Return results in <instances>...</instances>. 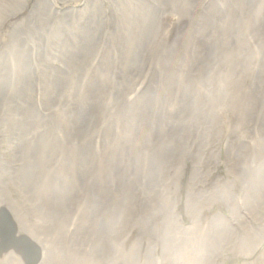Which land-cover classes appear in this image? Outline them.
I'll return each mask as SVG.
<instances>
[{
	"label": "rangeland",
	"instance_id": "374dc122",
	"mask_svg": "<svg viewBox=\"0 0 264 264\" xmlns=\"http://www.w3.org/2000/svg\"><path fill=\"white\" fill-rule=\"evenodd\" d=\"M24 1L1 24L0 45L28 25L35 12L43 18L60 16L58 11L64 7V0H45L44 6L32 10L37 0ZM190 1L160 0V19L150 33L155 32L151 40L160 43V63H150L144 48L133 43L127 55L131 61L119 72L117 98L105 100L97 125L82 147L73 151L71 162L50 173L53 202L46 237L24 234L31 241L32 236H40L43 247L35 243L42 250V264H194L193 216L198 217L199 232L207 228L213 236L208 258L224 253L218 264H264V0ZM75 3L69 0L67 5ZM31 61L36 68L32 55ZM37 102L36 107L38 96ZM13 106L14 101L5 102L0 118L1 167L12 182V170L19 166L15 149L27 137L25 126L18 138L4 134L16 130L20 119V104L17 114ZM124 110V118L116 120ZM121 141L128 146L121 171H134L118 191L111 153L113 142ZM215 178L222 179L214 187L220 186L222 197L212 189ZM107 181L112 186L107 198H112L110 208L115 210L100 221L101 189ZM19 196L25 216L37 224L32 207L20 192ZM5 197L17 195L5 193ZM235 202L234 217L242 219L244 226L222 227L220 237L213 234L212 218L218 215L225 221ZM2 206L15 226V236L22 238L8 205ZM166 220L172 230L161 236ZM178 225L190 230L182 232ZM153 233L156 239L149 237Z\"/></svg>",
	"mask_w": 264,
	"mask_h": 264
},
{
	"label": "bare ground",
	"instance_id": "6f19581e",
	"mask_svg": "<svg viewBox=\"0 0 264 264\" xmlns=\"http://www.w3.org/2000/svg\"><path fill=\"white\" fill-rule=\"evenodd\" d=\"M44 1L37 0V2H34L32 10L44 6ZM68 1H63L64 7L61 11H58L60 16L43 18L40 11L35 12L32 14L28 25L14 31L16 33L11 36L9 42L0 45V118L3 116L5 102L14 101L13 112L15 114H17L19 108L18 104H20V119L17 122L16 130L7 129L8 131L4 134L7 137L16 135V138H18L22 132L21 127H27L26 142L20 143L14 152L15 162L19 166L12 170L15 177L13 182L7 180L6 174L2 171L0 160V211L3 208L2 205H8V211L13 216L19 229V234L18 232L17 234L23 236L22 238H25L26 235L24 234H29V232L45 236L47 220L51 217L53 202L49 195V175L57 167L65 168L71 162L73 151L82 147L89 130L97 125V113L105 100L117 98L115 86L119 79L120 70L131 61L132 57L127 56L131 45L134 43L138 48H144V56L150 63L154 61L160 63V43L158 45L156 39L151 40L155 36V32L150 35L153 24L155 22L158 24L160 19V0H145L144 2L140 0H76L72 7L67 5ZM1 2L0 26L25 1L1 0ZM144 36L148 37L144 38ZM52 53L57 54V56ZM31 55L37 60V63L35 62L36 68L31 61ZM29 93L31 96L28 102L27 95ZM37 96L40 106L36 107L35 104L38 105ZM126 112L125 110L120 112L116 120L124 118ZM107 125L109 124L106 123L105 128ZM14 126L12 125V128ZM5 127L7 126L5 125ZM125 144V141L113 142L111 153L113 155V172L117 176L115 185L118 191L126 186L127 181L130 180V174L134 171V168L129 169L128 173L121 171L128 150V146ZM1 155L2 149L0 147V158ZM126 174L128 175L126 176ZM221 182V178H215L212 188L215 190L216 195L218 192L220 193L219 197H222L220 192L222 189L220 190V186L216 189L214 187ZM111 188L112 186L108 181L102 186L101 195L103 200L101 208L104 210H98L100 221L103 220L102 218L108 219L111 210H115V208H110L114 201L110 197V203L107 198L111 195ZM19 192L25 204L32 207L34 214L32 218L37 219V224H32L31 218L25 216ZM5 193L8 197L17 195V198L11 199L9 197L8 200ZM237 210L238 203L235 202L231 207V215L225 221L218 215L214 216L210 222L211 227H213V234L220 237L222 227L236 230V225L244 226L242 219L239 220V217H234ZM190 218L193 222L192 228L196 232L193 249L194 264H202L203 261H207L206 264H218L217 261L222 258L224 253H217L215 257L208 258V252L206 251H209L213 236L207 228L208 234L206 229L199 232L198 217L193 216ZM249 218L252 223H256L251 220V217ZM175 219L176 223L179 222L177 215H175ZM149 221L144 224L145 229ZM172 226L166 220L161 227V236L167 235L172 230ZM97 227L100 228V224ZM178 227L182 232L190 230V227L186 228L184 225H178ZM34 228L37 229V232L34 231ZM14 233L16 234L15 226ZM227 234L222 238H226ZM149 237L157 238L154 233ZM26 239L33 242L40 252L39 264H42L43 257L40 247H43V245L41 241L33 236L31 238L33 241ZM185 245L187 246V243ZM235 248L236 245L234 244L233 251ZM9 250V252H6L7 254L0 256V264H22L17 256L20 252H15V249L12 248ZM180 257H183V255H180Z\"/></svg>",
	"mask_w": 264,
	"mask_h": 264
},
{
	"label": "water",
	"instance_id": "95a60500",
	"mask_svg": "<svg viewBox=\"0 0 264 264\" xmlns=\"http://www.w3.org/2000/svg\"><path fill=\"white\" fill-rule=\"evenodd\" d=\"M0 240L1 251L7 249L19 250L28 264H36L39 260V253L36 248L24 238L18 239L14 233V225L6 212L0 215Z\"/></svg>",
	"mask_w": 264,
	"mask_h": 264
}]
</instances>
